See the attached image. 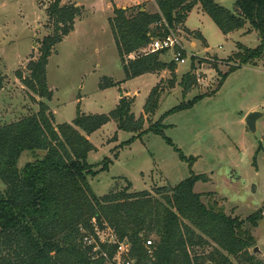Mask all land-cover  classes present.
I'll list each match as a JSON object with an SVG mask.
<instances>
[{"label": "trees", "instance_id": "obj_1", "mask_svg": "<svg viewBox=\"0 0 264 264\" xmlns=\"http://www.w3.org/2000/svg\"><path fill=\"white\" fill-rule=\"evenodd\" d=\"M62 1L55 0L46 8L53 32L41 42L39 57L28 63L29 77L17 74L24 86L41 99L39 111L9 124L0 123V180L5 185L0 193V264H107L105 258H96L92 248L83 244L84 232L96 236V228L110 229L118 242L128 241L137 264H264L250 251L256 246L253 230L264 220V207L242 220L227 215L218 204L207 206L203 195L194 192L198 182L209 181L206 175H193L175 187L157 188L155 194L130 192V181L124 189H113L101 197L95 194L88 178L97 167L88 162L89 154L98 150L89 140L92 134L114 121L119 131L137 134L126 142L128 145L147 133L164 136L165 117L192 108L204 96L174 107L147 130L144 115L137 118L132 111L135 98L128 96L108 114L87 115L79 104L72 123L56 125L48 104L54 93L48 84L47 66L56 53L55 47L74 31L83 14L81 6ZM153 1L158 7L156 13L147 12L141 5L115 7L109 19L125 74L123 82L164 71L175 77L176 63L161 60L165 51L144 50L154 38L184 25L198 6L224 35L250 25L260 37L256 48L237 45L238 52L230 58L236 65L223 75L220 88L238 68L264 59V0H235L234 11L217 0ZM193 33L206 43L200 32ZM131 55H136L135 59H130ZM195 82L192 72L182 77L184 96ZM121 84L104 78L99 88ZM174 84L172 80L170 85ZM161 94L159 85L152 89L144 105L145 115L156 114ZM32 99L35 101L34 96ZM165 139L175 147L171 139ZM25 152L34 153L35 159L19 169ZM111 163L105 158L98 172L108 171ZM150 236H154L152 256L145 247ZM206 247L211 250L198 252ZM102 249L112 261L118 244H104Z\"/></svg>", "mask_w": 264, "mask_h": 264}, {"label": "rangeland", "instance_id": "obj_2", "mask_svg": "<svg viewBox=\"0 0 264 264\" xmlns=\"http://www.w3.org/2000/svg\"><path fill=\"white\" fill-rule=\"evenodd\" d=\"M54 1L0 0L1 124L39 111L41 99L24 86L17 74L29 77L28 63L39 57L41 42L52 34L53 26L46 8ZM67 1L63 0L62 4L77 3L83 8V14L76 21L74 31L55 47L56 53L50 57L47 66L48 84L54 93L48 104L56 125L72 123L79 104L87 115L108 114L116 108L120 98L128 96L135 98L132 111L137 118L144 115V130H147L174 107L204 96L192 108L166 116L164 136L147 133L128 145L126 142L137 134L119 131L114 121L92 134L89 140L98 150L89 154L88 162L97 167L88 178L95 194L101 197L113 189H124L129 181L132 183L130 192L154 193L157 188L175 187L193 175H206L209 181L198 182L194 192L203 195L207 206L218 204L227 215L242 220L264 207V59L238 68L220 88L223 75L236 65L230 61L232 51L238 52V44L252 49L259 46L258 33L247 25L249 27L243 30H248L244 33L248 36L241 37L237 31L231 39H226L207 14L192 11L185 24L189 29L201 32L208 46L197 39L195 48L192 45L196 39L194 33L184 25L171 29L185 48L188 61L176 64L179 75L175 77L170 72L158 74L159 80L154 87L159 85L162 89L160 106L154 116H149L143 109L154 88H148L154 76L125 83L123 89L128 91L120 90L119 86L106 90L99 88L104 78L116 82L125 76L109 26L113 15L111 0ZM124 1L130 3L132 0H117L121 4ZM217 2L235 10V0ZM141 6L149 13L155 11L150 2ZM164 55L167 63H171L172 51H166ZM188 72L193 73L196 82L192 91L184 96L181 73ZM172 80L175 81L173 86L170 85ZM125 91L131 93L122 97ZM253 111L263 114L257 120L255 134L245 123L247 115ZM165 137L171 139L175 147L168 144ZM36 154L43 156L42 152ZM107 157L113 163L108 171L99 173V164ZM34 159V153H23L19 169ZM4 190L5 185L0 180V193ZM100 232L103 240H109L113 235L108 228ZM253 235L255 247L260 249L255 255L264 260V220L253 230ZM149 239L154 241V236ZM210 250L206 247L198 252ZM253 250L250 251L253 253Z\"/></svg>", "mask_w": 264, "mask_h": 264}, {"label": "built area", "instance_id": "obj_3", "mask_svg": "<svg viewBox=\"0 0 264 264\" xmlns=\"http://www.w3.org/2000/svg\"><path fill=\"white\" fill-rule=\"evenodd\" d=\"M172 51L173 60L176 64H186L188 59L185 57V48L176 36L170 31L168 35L156 37L152 40L151 44L144 50L147 53ZM133 55L130 56L132 58ZM83 244L92 248V253L96 258H105L107 264H137L131 257V245L128 241L118 242L114 234L109 240H103L101 232L96 228V236L84 232ZM115 245L118 244L116 255L112 261L109 260L108 254L102 249V245ZM154 241L147 239L145 247L148 249V255L152 256Z\"/></svg>", "mask_w": 264, "mask_h": 264}, {"label": "crops", "instance_id": "obj_4", "mask_svg": "<svg viewBox=\"0 0 264 264\" xmlns=\"http://www.w3.org/2000/svg\"><path fill=\"white\" fill-rule=\"evenodd\" d=\"M67 1V0H66ZM68 2V1H67ZM111 2H112V14H113V11H114V8L115 7H117V8H122V9H127V8H130V7H133V6H138V5H141L142 3H146V2H150V3H152L154 6H155V11L153 12V13H156V12H158V7H157V5L155 4V2L153 1V0H132L130 3H128V2H126V1H124L122 4L121 3H119V2H117V0H111ZM77 4V3H76ZM79 6V5H78ZM198 11L199 13L202 11V9H201V7L200 6H198V7H196L193 11ZM203 12V11H202ZM113 16V15H112ZM184 27H185V29H187V30H189L190 32H197L196 30H191V29H189L187 26H186V24H184ZM247 27H249V26H247ZM247 32H248V30H246ZM245 30H240V31H238V33H240V35H241V37H244V36H248V35H244V33L246 32ZM253 32H255V31H253ZM252 32V33H253ZM252 33H250V34H252ZM200 34L203 36V34L200 32ZM232 34L233 33H231V34H229V35H226V39H231V37H232ZM195 41H197V39H195L194 40V42H193V46L196 48L197 47V44H196V42ZM206 44V46H208L207 45V42L205 43ZM210 48H206V50H209ZM236 51L235 50H233L232 51V54L233 53H235ZM206 53H208V52H206ZM135 57H136V55H133V57L132 58H130V59H135ZM216 57H218L217 55H216ZM219 58V57H218ZM219 59H224V58H219ZM226 59V58H225ZM161 60L163 61V62H167V60H166V58H165V55H163L162 57H161ZM164 72H169V71H164ZM179 75V70H176V72H175V75ZM186 74V73H185ZM184 73H181V76L183 77L184 75H185ZM154 76V78H152ZM149 77H151L152 78V82H150L148 85V88H152V86L154 87V85L157 83V81L159 80V76H158V74H147V75H144V76H141V77H138V78H136V79H134V80H137V79H140V78H143V79H149ZM163 77V76H162ZM162 77L160 78V79H162ZM125 80V76H124V78H123V80H121V81H116V82H122V84L119 86V89L120 90H127L126 88L125 89H123V86H125L126 84H129L130 82H132V81H134V80H131V81H127V82H123ZM126 83V84H125ZM128 91V90H127ZM148 91V90H147ZM131 92L129 91V93H126V91H125V93L123 94V95H125V94H130ZM134 93V95H136L135 93L136 92H133ZM150 94V93H149ZM134 98V97H133ZM121 99V98H120ZM118 104H119V102H118ZM117 104V105H118ZM90 138V137H89ZM262 247V246H261ZM262 250H263V252H264V246L262 247Z\"/></svg>", "mask_w": 264, "mask_h": 264}, {"label": "water", "instance_id": "obj_5", "mask_svg": "<svg viewBox=\"0 0 264 264\" xmlns=\"http://www.w3.org/2000/svg\"><path fill=\"white\" fill-rule=\"evenodd\" d=\"M37 46V43H36ZM122 97L124 95H121ZM263 116V114L261 112L258 111H253L251 113H249L245 119V123L248 127V129L250 130V132H252L253 134H255L257 132V120L259 118H261ZM260 249L259 247H255L253 250V253H259Z\"/></svg>", "mask_w": 264, "mask_h": 264}]
</instances>
